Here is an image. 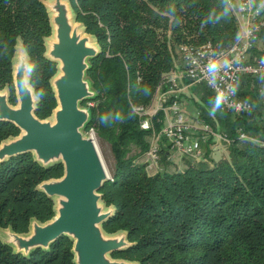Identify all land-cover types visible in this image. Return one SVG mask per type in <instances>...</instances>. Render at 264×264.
I'll return each instance as SVG.
<instances>
[{
  "label": "trees",
  "instance_id": "1",
  "mask_svg": "<svg viewBox=\"0 0 264 264\" xmlns=\"http://www.w3.org/2000/svg\"><path fill=\"white\" fill-rule=\"evenodd\" d=\"M68 1L100 48L86 71L96 94L81 104L90 109L85 131L92 128L106 140L114 157L111 178L98 190L101 201L114 207L102 227L108 233L125 230L132 242L111 255L133 264H264V123L257 120L264 96L256 98L263 78L239 77L237 96L253 104L247 112L221 109L212 90L196 83L204 121L228 137L227 154L213 160L207 149L202 156L209 162L188 161L181 169L168 160L163 141V166L146 170L142 157L148 138L161 128L162 112L152 115L151 128L142 129L133 109L152 103L161 77L174 66L176 46L209 41L221 50L235 41L239 28L227 0ZM51 32L42 0H0V89L7 87L9 102L16 103L12 68L21 42L39 118L56 105L49 81L56 62L44 56ZM252 49L253 55L261 52ZM240 132L248 137L240 138ZM18 133L13 123L0 121V141ZM62 172L61 163L43 167L31 152L0 163V227L22 233L31 218H51L54 200L35 186ZM71 247L72 240L61 235L48 250L24 256L0 239V264H74Z\"/></svg>",
  "mask_w": 264,
  "mask_h": 264
},
{
  "label": "water",
  "instance_id": "2",
  "mask_svg": "<svg viewBox=\"0 0 264 264\" xmlns=\"http://www.w3.org/2000/svg\"><path fill=\"white\" fill-rule=\"evenodd\" d=\"M42 2L52 28L45 38L44 56L56 62V72L49 79L56 105L49 117L35 115L37 97L28 81V57L20 42L12 68L16 103L9 102L7 87L0 89V121L13 123L19 133L0 141V163L31 152L41 166L61 163L63 172L35 186L53 198L54 215L43 222L31 218L28 231L22 233L0 227V239L14 252L28 256L37 248L48 250L56 238L65 235L72 240L74 264H133L111 255L132 242L125 230L108 233L102 227L114 207L101 201L98 190L111 175L94 136L85 131L90 109L81 103L96 94L86 71L89 59L97 56L100 48L93 35L76 21L68 0Z\"/></svg>",
  "mask_w": 264,
  "mask_h": 264
},
{
  "label": "built area",
  "instance_id": "3",
  "mask_svg": "<svg viewBox=\"0 0 264 264\" xmlns=\"http://www.w3.org/2000/svg\"><path fill=\"white\" fill-rule=\"evenodd\" d=\"M239 33L235 41L225 49L216 50L211 42L201 44L181 43L178 45L180 68L164 74L156 89L154 107L133 106L140 117V127H152L151 117L162 112L161 128L153 131L151 142L143 155L146 169H156L160 161V147L164 141L171 152L198 157L202 153L203 133H193V127L180 106L178 91L180 81L205 83L218 98L220 108L234 112H247L252 108L249 99L238 97L236 85L241 75L259 76L264 79V50L257 55L252 48L264 35V0H227ZM264 96V86L259 89ZM89 104L92 105L91 102ZM92 129V128H91ZM197 129V128H196ZM205 131L217 135L226 142L228 137L216 134L204 125ZM240 138L248 137L240 132Z\"/></svg>",
  "mask_w": 264,
  "mask_h": 264
},
{
  "label": "rangeland",
  "instance_id": "4",
  "mask_svg": "<svg viewBox=\"0 0 264 264\" xmlns=\"http://www.w3.org/2000/svg\"><path fill=\"white\" fill-rule=\"evenodd\" d=\"M19 43L20 42H18V44ZM174 54H175L174 55L175 56L174 57V66H173L172 70L169 71L168 73H170L172 71H176L178 68H180V65H181L180 64V57L178 54V46L175 47ZM14 57H15V55H14ZM259 94H260V96H259ZM258 97H262L261 93H259V92L256 95V98H258ZM156 98H157V93H155L154 98L152 100V103L150 105H147L144 107L146 109L154 107V105L156 103ZM184 99L188 100L189 103L186 104L187 105L186 107H183L182 104H180V106L183 109L185 115L187 116V120L190 118L197 119L198 122L202 125V128H204V125H206L204 119H205V116L207 117V114L202 115V112L200 111L199 105L195 101L189 100L190 99L189 97H185ZM258 100H260V99H258ZM261 102H262L261 106H259V113L260 114L257 116V120H258V122L264 123V99H262ZM179 103H180V101H179ZM208 114H209V117L213 116V118H215V114L213 112H209ZM49 116L50 115H48V117ZM202 128L200 129V131L194 132V133H201V134L204 133L206 135V139L202 143V150L203 151H202L201 155L198 157H193V156H186V155L180 154L178 152H173L171 159L168 158V160L175 162L177 168H179V169L183 168L184 166H186V163L188 161L197 162V161L203 160L205 162H209V159H205V157L202 156L203 152L206 151L207 149H209V155H208L209 158H212L213 160H218L219 158L226 156V154H227V142L225 140L221 139L220 137H218L217 135H213V134L209 133L208 131H205ZM196 130H199V129H196ZM209 130H211V129L209 128ZM86 132L91 133L94 136L95 142H96L97 147L99 149L103 163L105 164V167H106L109 175H112L113 165H114V157H113V154L111 152V148H110L109 143L106 140L98 137L93 129H88V130H86ZM215 133L221 134V132L220 133L215 132ZM148 140H149V142H151V136L148 138ZM134 152H136L135 146L132 147V149L130 150L129 153L132 154ZM162 166H163L162 162L159 161L156 169H160ZM156 169L147 168L146 170L149 173H152ZM0 235H1V232H0Z\"/></svg>",
  "mask_w": 264,
  "mask_h": 264
},
{
  "label": "crops",
  "instance_id": "5",
  "mask_svg": "<svg viewBox=\"0 0 264 264\" xmlns=\"http://www.w3.org/2000/svg\"><path fill=\"white\" fill-rule=\"evenodd\" d=\"M254 49L258 50V51L264 50V35H262L261 38L256 42ZM252 52H253V49H252ZM180 64H181V62H180ZM196 85H197L196 83H190L185 79L180 81L178 96H179L180 104H182L183 107H186L187 106L186 104L189 103L188 100L184 99L185 97H189L190 98L189 100L195 101L198 105L202 104V101H200V99H199L200 97L195 90ZM263 86H264V80L260 79L258 82V88L260 89ZM188 121L190 122V124L193 127H195V129H193L194 130L193 133L195 131H200V129L202 128V125L198 122L197 119L190 118V119H188ZM196 128L199 130H196ZM172 155H173V152L170 151L168 158L171 159ZM174 164H175V162H174Z\"/></svg>",
  "mask_w": 264,
  "mask_h": 264
}]
</instances>
